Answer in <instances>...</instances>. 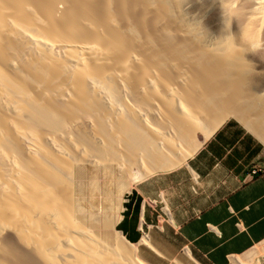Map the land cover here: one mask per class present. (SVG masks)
Instances as JSON below:
<instances>
[{
	"label": "bare ground",
	"instance_id": "6f19581e",
	"mask_svg": "<svg viewBox=\"0 0 264 264\" xmlns=\"http://www.w3.org/2000/svg\"><path fill=\"white\" fill-rule=\"evenodd\" d=\"M229 117L264 140V0H0V264H149L114 194Z\"/></svg>",
	"mask_w": 264,
	"mask_h": 264
},
{
	"label": "crops",
	"instance_id": "0c3cea01",
	"mask_svg": "<svg viewBox=\"0 0 264 264\" xmlns=\"http://www.w3.org/2000/svg\"><path fill=\"white\" fill-rule=\"evenodd\" d=\"M119 215L150 264H264V142L226 119L185 164L135 183Z\"/></svg>",
	"mask_w": 264,
	"mask_h": 264
},
{
	"label": "rangeland",
	"instance_id": "374dc122",
	"mask_svg": "<svg viewBox=\"0 0 264 264\" xmlns=\"http://www.w3.org/2000/svg\"><path fill=\"white\" fill-rule=\"evenodd\" d=\"M207 1H209V0H207ZM211 1V0H210ZM232 116V115H231ZM234 116V115H233ZM229 118H232V117H229ZM228 118V119H229ZM233 118H235V117H233ZM227 119V120H228ZM247 125V124H246ZM248 126V125H247ZM249 127V126H248ZM250 128V127H249ZM251 129V128H250ZM252 130V129H251ZM200 139L201 140H204V137H202V136H200ZM261 139V138H260ZM262 141L264 142V140L262 139ZM198 146H200V143L198 144ZM190 159V158H189ZM188 159V160H189ZM187 160V161H188ZM187 161H185L183 164H185ZM183 164H181L180 166H182ZM180 166H178V167H180ZM177 168V167H176ZM167 171V170H166ZM160 172H164V171H158V172H156V173H154V174H157V173H160ZM154 174H152V175H154ZM152 175H149L148 177H150V176H152ZM147 178V177H146ZM135 184V183H134ZM134 184H132L131 185V181H129V180H126V185H127V187L126 188H131ZM127 192V190L125 191L124 190V192L123 193H121V194H119V193H115L114 194V198H113V200H114V207H115V210L117 211V210H119V212H120V209H121V206H122V201H123V197H124V195H125V193ZM117 229H116V227H115V223L114 224H112V227L110 228V231L112 232V233H114V234H118L117 233V231H116ZM127 242V241H126ZM128 244V243H127ZM129 245V244H128ZM147 262V261H146ZM148 263V262H147ZM150 264V263H149Z\"/></svg>",
	"mask_w": 264,
	"mask_h": 264
},
{
	"label": "built area",
	"instance_id": "2783aa9c",
	"mask_svg": "<svg viewBox=\"0 0 264 264\" xmlns=\"http://www.w3.org/2000/svg\"><path fill=\"white\" fill-rule=\"evenodd\" d=\"M258 172H259V171L254 170V171H253V174H256V173H258ZM196 183H198V180L196 181ZM194 190H196V188H194ZM238 225H239V227H241V223H239Z\"/></svg>",
	"mask_w": 264,
	"mask_h": 264
}]
</instances>
